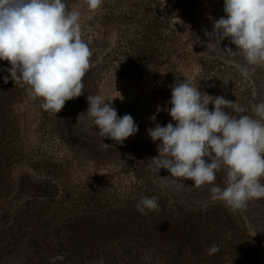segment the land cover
Segmentation results:
<instances>
[{
  "label": "trees",
  "instance_id": "trees-1",
  "mask_svg": "<svg viewBox=\"0 0 264 264\" xmlns=\"http://www.w3.org/2000/svg\"><path fill=\"white\" fill-rule=\"evenodd\" d=\"M137 2L134 29L140 40L133 56L136 65L129 61L139 70L136 84L146 86L150 117L155 116L147 125L154 128L156 123L166 126L171 122L175 126L168 102L172 86L185 79L201 92L224 96L246 110L236 113L227 108L230 115L253 116L257 95L250 77L241 74L242 67L216 54H201L187 37L176 45L178 34L162 32L166 19L179 18L182 23L198 20L210 45L217 50H237L229 38L219 42L205 35L212 32L215 20L225 16L224 0ZM98 8L113 12L104 0ZM240 60L247 65L242 55ZM7 69L0 68V91L6 84L4 78L10 75ZM98 72H86L82 80L85 88L97 86ZM255 72L264 77V66H255ZM111 105L118 117L127 110ZM208 107L211 110L213 105ZM6 115L0 109V132L9 123ZM98 153L110 160L109 174L99 178L76 180L63 161L43 163L44 171L54 177L37 186L36 194L15 212L11 224L2 228L0 264H261L260 243L239 210L233 212L220 201L202 206H189L185 200L184 205L175 204L154 181L143 150L133 153L103 148ZM225 180L226 169H221L212 184L201 188H223ZM260 183L264 185V177ZM145 196L158 197L159 207L141 214L137 204ZM255 201L264 210V198ZM213 245L219 251L209 255L207 249Z\"/></svg>",
  "mask_w": 264,
  "mask_h": 264
},
{
  "label": "clouds",
  "instance_id": "clouds-1",
  "mask_svg": "<svg viewBox=\"0 0 264 264\" xmlns=\"http://www.w3.org/2000/svg\"><path fill=\"white\" fill-rule=\"evenodd\" d=\"M103 0H83L91 10ZM225 16L213 23L211 33L219 42L229 38L236 51L255 71L264 66V0H224ZM80 13L69 11L64 0H0V60L8 61L9 76L23 83L32 100L39 99L45 111L59 113L66 101L83 95V77L90 68L92 55L82 39ZM249 75V67L241 68ZM87 114L93 119L102 138L122 144L138 132L131 115L118 117L117 110L103 95L87 96ZM168 114L173 123L155 124L148 135L156 142L159 155L151 160L157 169L170 173L177 187L192 180L199 188L212 184L216 173L226 169L225 187L210 188V199L220 201L231 211L243 209L247 202L264 198V102L252 105L256 118L236 113L245 108L224 96L201 92L189 79L177 80L171 88ZM213 105L209 110L208 105ZM155 121V116L150 118ZM159 207L158 197H142L137 204L141 214ZM217 245L207 249L209 255Z\"/></svg>",
  "mask_w": 264,
  "mask_h": 264
},
{
  "label": "rangeland",
  "instance_id": "rangeland-1",
  "mask_svg": "<svg viewBox=\"0 0 264 264\" xmlns=\"http://www.w3.org/2000/svg\"><path fill=\"white\" fill-rule=\"evenodd\" d=\"M64 2L69 11L77 10L80 13L82 39L92 53L89 69L99 71L97 86L89 89L83 87L84 94L66 101L57 115L45 111L39 99L32 100L23 83H15L9 79L1 86L0 109L7 114L9 123L0 132V234L3 227L11 224L15 212L21 210L26 201L36 194L37 186H43L44 180L49 181L54 177V174L44 171V164L54 165L63 161L73 170L76 180L92 176L104 177L109 174L110 160L98 153L103 148L133 153L143 150L148 155L154 181L175 204L184 205V200L189 206L216 202L210 199L211 187L197 188L193 186L192 180H184V186L177 187L170 173L165 169H157L151 160L159 155L157 145L160 142H154L148 135V129L152 126L147 125L151 117L145 97L146 86H137L139 70L129 61L136 65L133 56L135 45L140 40L134 29L137 0H104L109 9L113 8L112 13H107L105 9L101 12L99 8L91 10L83 0ZM193 22L182 23L179 18L170 21L166 19L162 32L165 35L169 32L178 34L180 37L177 38L176 45H180L181 39L187 37L192 46L203 55L216 54L230 64L249 67L248 76L257 95V104L264 102V77L251 71L250 66L242 65L240 54L231 55L210 45L204 39L200 22ZM127 61V70L123 71L122 67ZM10 67L8 61L0 60V68ZM148 80L145 78L144 83H148ZM97 94L103 95L108 102L127 109L121 117L131 115L138 125V132L122 144L107 137L102 138L98 127L87 114V96ZM252 117L256 118L254 112ZM239 211L260 243L261 264H264V210L253 199ZM22 251L23 249L19 255Z\"/></svg>",
  "mask_w": 264,
  "mask_h": 264
}]
</instances>
